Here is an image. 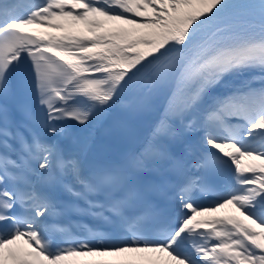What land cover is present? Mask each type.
Segmentation results:
<instances>
[{
    "label": "snow or ice",
    "instance_id": "6c2138e0",
    "mask_svg": "<svg viewBox=\"0 0 264 264\" xmlns=\"http://www.w3.org/2000/svg\"><path fill=\"white\" fill-rule=\"evenodd\" d=\"M0 264H264V0H0Z\"/></svg>",
    "mask_w": 264,
    "mask_h": 264
},
{
    "label": "rangeland",
    "instance_id": "374dc122",
    "mask_svg": "<svg viewBox=\"0 0 264 264\" xmlns=\"http://www.w3.org/2000/svg\"><path fill=\"white\" fill-rule=\"evenodd\" d=\"M232 210H234V209H232L231 206H229V208L228 209H225L224 212H229V211H232Z\"/></svg>",
    "mask_w": 264,
    "mask_h": 264
},
{
    "label": "bare ground",
    "instance_id": "6f19581e",
    "mask_svg": "<svg viewBox=\"0 0 264 264\" xmlns=\"http://www.w3.org/2000/svg\"><path fill=\"white\" fill-rule=\"evenodd\" d=\"M221 214H223V213H221ZM213 215H215V214H213ZM20 244H21V246H25L26 245V244H23V241H21Z\"/></svg>",
    "mask_w": 264,
    "mask_h": 264
}]
</instances>
